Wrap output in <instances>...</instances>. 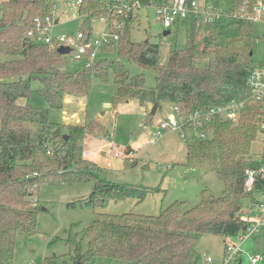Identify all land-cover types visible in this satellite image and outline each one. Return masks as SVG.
Instances as JSON below:
<instances>
[{
    "label": "trees",
    "instance_id": "trees-1",
    "mask_svg": "<svg viewBox=\"0 0 264 264\" xmlns=\"http://www.w3.org/2000/svg\"><path fill=\"white\" fill-rule=\"evenodd\" d=\"M105 1L83 0L78 7L80 30L92 33L91 22L100 16L122 21L120 40L105 47V51L116 47L117 57H98L74 73L57 69L64 55L57 48L27 36L36 26L35 17L44 18L53 11L51 0L0 2V264H14L19 235L39 232L38 212L30 205H36L33 197L43 183L92 182L85 201L93 208L106 207L111 200H143L147 192L103 178V169L86 156V140L107 135L103 122L54 123L47 109L21 103L20 99L32 92V79L40 77L41 93L51 106L61 108L66 94L88 96L94 78L107 79L112 71L118 86L113 105L130 100L151 103L147 123L164 102L177 105L182 116H188L233 100H246L251 94L248 77L256 64L253 23L223 15L206 22L208 33L201 44L196 38L198 19L192 17L185 21L186 45L172 48L168 62L161 64L160 44L132 40L139 13L113 14L112 4ZM140 1L148 6L163 0ZM213 1L217 7L235 5V0ZM123 59L155 71L156 85L147 86L145 75L132 74ZM260 107L246 102L239 125L219 117H203L202 125L188 121L183 126L187 164L215 171L225 186L222 195L204 188L199 203L192 207L178 200L157 215L125 212L100 215L85 226L75 223L65 237H57L69 251L49 257L47 262L58 264L62 258L63 264H104L100 258H111L129 264H211L202 260L196 249L200 236L236 239L245 234L249 224L241 220L242 208L264 191L263 176L253 189H246V170L264 165V159L251 154L260 133L255 118ZM201 131H208V138H200ZM242 259L243 255L239 264Z\"/></svg>",
    "mask_w": 264,
    "mask_h": 264
},
{
    "label": "rangeland",
    "instance_id": "rangeland-1",
    "mask_svg": "<svg viewBox=\"0 0 264 264\" xmlns=\"http://www.w3.org/2000/svg\"><path fill=\"white\" fill-rule=\"evenodd\" d=\"M74 1L76 0H51L54 19L57 20L50 31L53 35L76 36L80 31L82 16L77 6H71ZM138 13L139 17H136L131 33L132 40H150L160 44L159 63L166 64L172 48H182L186 45L188 25L181 22L171 28H165L158 20L154 6H144ZM1 17L0 13V19ZM90 27L96 37H101L106 31L105 24L99 19H94ZM165 30H170V33L164 34ZM207 33L205 16L201 15L196 35L201 44L204 43ZM253 38V60L262 63L264 21L253 23ZM117 52L116 47L112 51L102 49L99 58H115ZM123 63L132 74L143 73L147 86L156 85L155 71L127 59H123ZM56 67L65 73H74L83 70L86 62L76 59L74 53L70 52L62 55ZM42 85L40 77L32 79V92L27 98H21L20 102L47 109L48 118L54 123L64 124L67 121L71 124H84L93 120L105 123L108 128L106 136L86 140V156L103 169V178L140 187L147 192L143 200H111L106 207L93 208L85 201L91 192L92 182H74L59 186L41 184L39 193L35 194L32 201H36V205H30L38 212L39 232L33 236L19 235L14 264H50L47 258L67 253L68 246L57 240V237H65L75 223L85 226L100 215H120L125 212L157 215L178 200L186 201L187 207H192L199 203L204 188L210 189L217 196L224 193V183L215 171L199 170L187 164V146L181 129L161 128V121H166L170 114L174 113V105L171 102H164L147 123L151 103L142 105L138 100H130L121 102L118 106L113 105L118 86L112 71L107 79L94 78L88 96L66 94L61 108L49 104L40 91ZM107 102L110 104L108 107ZM177 118L180 120L178 115ZM128 148H132L128 162L135 161L133 165L127 164L117 156L119 152L125 154ZM251 149L254 158L262 154L264 134L259 133ZM257 199H260V195ZM234 240L222 235L203 234L196 243V249L202 260L212 256L218 264L225 254L226 243ZM241 250L242 264H264V228L246 236L242 241ZM248 254H261L262 259L258 263H252ZM58 260V264H63L62 258ZM99 261L104 264H129L111 258H100Z\"/></svg>",
    "mask_w": 264,
    "mask_h": 264
},
{
    "label": "built area",
    "instance_id": "built-area-1",
    "mask_svg": "<svg viewBox=\"0 0 264 264\" xmlns=\"http://www.w3.org/2000/svg\"><path fill=\"white\" fill-rule=\"evenodd\" d=\"M105 2L107 5L112 4V7H110L112 13L119 16L130 12L133 14L138 13L144 7L140 0H107ZM82 3L83 0H76L71 3V6L79 7ZM148 6L155 7L157 18L165 28H171L192 17L199 19L201 15L205 16V22L219 19L223 15L251 23L264 21V0H235V5L228 8L225 5L217 7L213 0H163L159 4ZM99 20L106 26V31L102 33L101 37H96L93 33L83 30L78 31L76 36L67 34L55 36L50 32L57 23V20L54 19V11H52L44 18L35 17L36 26L27 31V36L36 43H46L57 49L63 45L68 46L76 59H83L86 66H90L99 57L102 49H105L108 45L116 44L120 40V31L123 26V22L116 18L110 19L106 16H100ZM248 87L251 94L246 100H233L225 105L216 106L203 114L196 112L188 116H182L179 107L175 105L174 113L170 114L166 121H161L160 126L163 129H181L183 133L185 123L195 121L202 125L203 117L207 119L219 117L238 125L246 102H252L261 106L255 118L259 132L264 134V62L256 63L251 69L248 77ZM208 136V131L199 133L200 138L205 139ZM263 152L259 155L260 159H264ZM131 155L130 151L125 154L117 153L118 157L129 161ZM246 175V189L251 190L255 186L258 177H264V165L259 168H248ZM259 195L260 199L245 204L240 213L241 220L249 224L248 231L239 235L234 241L226 243L225 254L218 264H239L242 256V241L246 236L260 232L264 228V191ZM248 258L252 263H258L262 259V255L248 254ZM205 261L217 264L212 256H208Z\"/></svg>",
    "mask_w": 264,
    "mask_h": 264
},
{
    "label": "water",
    "instance_id": "water-1",
    "mask_svg": "<svg viewBox=\"0 0 264 264\" xmlns=\"http://www.w3.org/2000/svg\"><path fill=\"white\" fill-rule=\"evenodd\" d=\"M168 33H170V30H165V31H164V34H168ZM57 51H58L60 54H67V53H70L71 48L68 47V46H64V45H63V46L58 47ZM108 106H109V105H108Z\"/></svg>",
    "mask_w": 264,
    "mask_h": 264
},
{
    "label": "crops",
    "instance_id": "crops-1",
    "mask_svg": "<svg viewBox=\"0 0 264 264\" xmlns=\"http://www.w3.org/2000/svg\"><path fill=\"white\" fill-rule=\"evenodd\" d=\"M127 102H129V101H127ZM106 105H107V107H108V105L110 106V104L107 102L106 103ZM100 121V120H99ZM102 122V121H101ZM66 123H68L67 121H66ZM149 123V122H148ZM105 124V123H104ZM106 125V124H105ZM130 150H132V148H128L127 149V151L126 152H129ZM134 152V151H133ZM135 153V152H134ZM222 259V258H221ZM221 261V260H220ZM220 263V262H219Z\"/></svg>",
    "mask_w": 264,
    "mask_h": 264
}]
</instances>
